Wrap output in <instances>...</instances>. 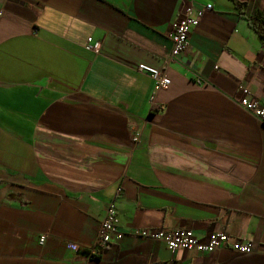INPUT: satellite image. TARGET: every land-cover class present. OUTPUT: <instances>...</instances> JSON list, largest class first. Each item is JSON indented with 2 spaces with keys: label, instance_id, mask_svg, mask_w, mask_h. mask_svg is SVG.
<instances>
[{
  "label": "crops",
  "instance_id": "1",
  "mask_svg": "<svg viewBox=\"0 0 264 264\" xmlns=\"http://www.w3.org/2000/svg\"><path fill=\"white\" fill-rule=\"evenodd\" d=\"M207 3L169 61L174 21ZM258 11L264 0H0V264H264V123L238 102L246 85L264 103ZM114 199L122 234L101 250ZM140 228L221 230L253 251H173Z\"/></svg>",
  "mask_w": 264,
  "mask_h": 264
},
{
  "label": "built area",
  "instance_id": "2",
  "mask_svg": "<svg viewBox=\"0 0 264 264\" xmlns=\"http://www.w3.org/2000/svg\"><path fill=\"white\" fill-rule=\"evenodd\" d=\"M211 3L205 4L203 7H195L190 4L185 8L184 13L178 17L174 23L171 32V53L169 61L178 60L182 53L185 52L190 44V32L193 27H197L206 9H212ZM99 43H94V48L97 49ZM138 70L146 72L154 79L161 88H168L170 85V78L165 70L140 63ZM242 94L239 98V104L246 111L250 112L256 118L264 123V103L258 100L251 89L246 85H240ZM139 133L134 136V141L139 139ZM123 187L118 186L115 197L122 194ZM115 199L108 202L106 207L105 217L102 219L99 232L97 233V246L101 250L110 247L112 243L121 237V232L118 230V211L115 204ZM136 236L143 239H151L163 241L173 251L178 249L195 250L198 252L211 253L218 249L229 248L236 250L239 253L252 252V244L249 241H241L237 238H231V235L225 231H212L207 237L200 238L192 229L178 228L175 230H157V229H138L135 232ZM46 239L45 235L40 237L43 242Z\"/></svg>",
  "mask_w": 264,
  "mask_h": 264
},
{
  "label": "trees",
  "instance_id": "3",
  "mask_svg": "<svg viewBox=\"0 0 264 264\" xmlns=\"http://www.w3.org/2000/svg\"><path fill=\"white\" fill-rule=\"evenodd\" d=\"M251 24L253 28L258 33L259 37L264 42V13L261 11H258L256 15H254L251 19ZM95 257V256H93Z\"/></svg>",
  "mask_w": 264,
  "mask_h": 264
},
{
  "label": "water",
  "instance_id": "4",
  "mask_svg": "<svg viewBox=\"0 0 264 264\" xmlns=\"http://www.w3.org/2000/svg\"><path fill=\"white\" fill-rule=\"evenodd\" d=\"M15 1H17V0H15Z\"/></svg>",
  "mask_w": 264,
  "mask_h": 264
}]
</instances>
